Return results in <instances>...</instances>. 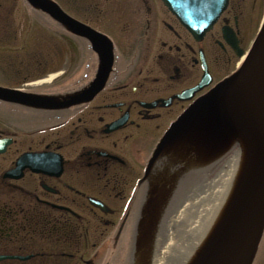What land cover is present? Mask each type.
<instances>
[{
    "label": "flooded vegetation",
    "instance_id": "1",
    "mask_svg": "<svg viewBox=\"0 0 264 264\" xmlns=\"http://www.w3.org/2000/svg\"><path fill=\"white\" fill-rule=\"evenodd\" d=\"M55 1L109 39L112 63L103 86L76 104L38 108L22 104L24 96L0 100V264H111L121 250L145 239L139 227L146 199V224L157 226L193 183L196 169L182 171L189 163L164 149L154 157L157 145L190 104L234 70L237 52L249 47L258 29L264 0H227L198 39L163 0ZM19 5L27 16L18 19L30 30L46 14L25 0H0L3 47L16 44L23 53L33 43L18 39ZM47 19L49 43L56 45L60 31L68 53L62 63L74 64L71 75L80 83L68 86L61 76L48 89L40 86V68L52 66L55 51L43 63L4 59L0 86L28 94V100L43 94L61 102L73 90L87 89L99 61L88 37ZM203 77L207 83L189 92ZM33 153L41 156L35 167L49 173L29 167ZM144 232L149 236V229Z\"/></svg>",
    "mask_w": 264,
    "mask_h": 264
},
{
    "label": "water",
    "instance_id": "2",
    "mask_svg": "<svg viewBox=\"0 0 264 264\" xmlns=\"http://www.w3.org/2000/svg\"><path fill=\"white\" fill-rule=\"evenodd\" d=\"M29 1L80 34L87 35L94 43L95 38L99 39L97 33L81 27L77 21H71L56 3L49 0ZM165 3L192 33H203L211 27L225 7L226 0H165ZM95 49L103 60L102 71L86 95L100 87L110 62L107 45L95 46ZM241 54L238 51V55ZM8 95L10 94L6 89L0 88V97L17 99ZM86 95L74 97L71 102ZM39 106L48 107L42 103ZM232 117L241 123L228 128L234 122ZM194 123L196 126L187 129L188 124ZM175 125H178V131L183 134L191 132L190 138L185 142L201 146L200 149L207 152L210 146L218 147L228 131L231 134L233 131L240 132L243 136L245 134L246 143H251L254 151L251 175L254 181L250 186V182L247 183V200L239 211V217L207 246L203 256L195 264H252L264 229V20L241 67L198 99ZM195 131L198 132L197 136L194 135ZM243 189L246 190L245 185Z\"/></svg>",
    "mask_w": 264,
    "mask_h": 264
},
{
    "label": "bare ground",
    "instance_id": "3",
    "mask_svg": "<svg viewBox=\"0 0 264 264\" xmlns=\"http://www.w3.org/2000/svg\"><path fill=\"white\" fill-rule=\"evenodd\" d=\"M250 144L234 147L213 161L206 169L208 177L187 194L168 220L166 240L147 256L138 253L135 264H195L203 256L207 246L239 217L247 200V183L254 181Z\"/></svg>",
    "mask_w": 264,
    "mask_h": 264
},
{
    "label": "rangeland",
    "instance_id": "4",
    "mask_svg": "<svg viewBox=\"0 0 264 264\" xmlns=\"http://www.w3.org/2000/svg\"><path fill=\"white\" fill-rule=\"evenodd\" d=\"M20 14H23L22 16L24 17L27 16L25 9L19 5L17 12L14 13L15 17L17 16L14 24L17 28H19L18 32L21 33L19 35V38L24 36L27 29H29L28 24L26 22L25 23L21 22L23 19H18V16H20ZM34 20L38 22L36 19ZM42 21L44 22V20ZM5 22L6 20L0 18V26H2ZM45 27L47 28V26L41 25L38 22L36 29L30 30V32L27 34L28 38L32 40L33 44L29 46L27 51L23 52L24 54L23 59H22L24 61L23 63H26L27 60H29L28 62H35L34 60H38V59H40L41 63H43L44 61L48 62V59L51 58V55L54 54L56 51V56H55L56 60L53 64H51L52 66H46L45 70H43V72H40L38 75H45L46 73L59 69L61 71L65 70L64 74L62 75L63 78L59 80H63L66 77H68L67 79L74 78L75 74L73 73L74 75L73 74L71 75L72 71L75 69L74 64L67 65L69 63L68 61H65L62 63V61H64L65 58H68L67 51H66V55L64 56L65 46L63 45L64 41L62 37H60L59 35H56V41H55L56 45L55 46L51 45L48 41V38H47L48 34H47V30L45 29ZM42 30H45V32H42ZM0 46H2V44H0ZM18 54H19L18 50H16V52H4L3 54H0V63H2L4 67H8L4 59H7V58L19 59L21 57ZM2 72L0 70V77H2V74H1ZM4 80L5 79L0 78V83L2 81L4 82ZM202 181L203 179L201 180V182ZM161 238H162L161 239V244H162L165 238L164 237H161ZM253 264H264V233L260 240L258 251L254 258Z\"/></svg>",
    "mask_w": 264,
    "mask_h": 264
}]
</instances>
